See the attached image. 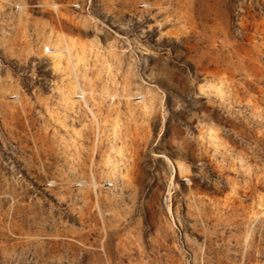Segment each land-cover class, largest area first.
Masks as SVG:
<instances>
[{"label":"rangeland","instance_id":"374dc122","mask_svg":"<svg viewBox=\"0 0 264 264\" xmlns=\"http://www.w3.org/2000/svg\"><path fill=\"white\" fill-rule=\"evenodd\" d=\"M0 1V264H264V0Z\"/></svg>","mask_w":264,"mask_h":264},{"label":"built area","instance_id":"2783aa9c","mask_svg":"<svg viewBox=\"0 0 264 264\" xmlns=\"http://www.w3.org/2000/svg\"><path fill=\"white\" fill-rule=\"evenodd\" d=\"M1 2V1H0ZM75 6H80V4H76ZM17 8H21V6H19V5H17L16 6ZM44 51H45V53H47V54H52L54 51H55V48L51 45V44H46L45 46H44ZM15 99H20L21 98V95L20 94H17V95H15V97H14ZM77 98H78V100L80 101V102H83L84 101V95H83V93H78V96H77ZM89 114H93L91 111H89ZM99 133V128L97 127V134ZM108 184H111V183H109V182H107V183H105L104 185L106 186V187H108Z\"/></svg>","mask_w":264,"mask_h":264}]
</instances>
